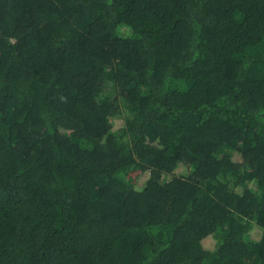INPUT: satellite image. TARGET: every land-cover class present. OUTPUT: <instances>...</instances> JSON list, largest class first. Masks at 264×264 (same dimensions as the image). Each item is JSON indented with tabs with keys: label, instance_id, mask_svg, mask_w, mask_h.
Here are the masks:
<instances>
[{
	"label": "trees",
	"instance_id": "obj_1",
	"mask_svg": "<svg viewBox=\"0 0 264 264\" xmlns=\"http://www.w3.org/2000/svg\"><path fill=\"white\" fill-rule=\"evenodd\" d=\"M0 264H264V0H0Z\"/></svg>",
	"mask_w": 264,
	"mask_h": 264
},
{
	"label": "rangeland",
	"instance_id": "obj_2",
	"mask_svg": "<svg viewBox=\"0 0 264 264\" xmlns=\"http://www.w3.org/2000/svg\"><path fill=\"white\" fill-rule=\"evenodd\" d=\"M121 108H123V106H122ZM123 111H124V110H123Z\"/></svg>",
	"mask_w": 264,
	"mask_h": 264
}]
</instances>
